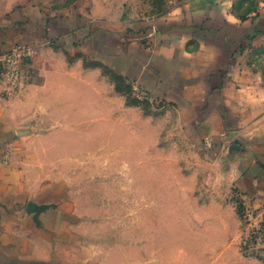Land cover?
I'll return each mask as SVG.
<instances>
[{"label":"rangeland","instance_id":"374dc122","mask_svg":"<svg viewBox=\"0 0 264 264\" xmlns=\"http://www.w3.org/2000/svg\"><path fill=\"white\" fill-rule=\"evenodd\" d=\"M186 1L16 3L78 23L94 19L116 34L156 23ZM67 41L0 59L1 96L17 100L13 160L22 176L59 189L72 209L60 263L264 264V217L243 203L235 161L190 136L177 109ZM42 83L49 88L39 95L28 88Z\"/></svg>","mask_w":264,"mask_h":264},{"label":"crops","instance_id":"0c3cea01","mask_svg":"<svg viewBox=\"0 0 264 264\" xmlns=\"http://www.w3.org/2000/svg\"><path fill=\"white\" fill-rule=\"evenodd\" d=\"M17 1L0 0V56L41 44L65 46L67 40L73 47L85 44V54L177 109L190 136L233 159L243 203L264 217V0H187L156 23L116 34L94 26V19L48 16ZM42 58L40 66L48 60ZM48 86L28 88L39 95ZM13 101L0 93V264H61L72 209L54 185L20 174L12 156L21 142L14 136Z\"/></svg>","mask_w":264,"mask_h":264},{"label":"built area","instance_id":"2783aa9c","mask_svg":"<svg viewBox=\"0 0 264 264\" xmlns=\"http://www.w3.org/2000/svg\"><path fill=\"white\" fill-rule=\"evenodd\" d=\"M24 49H26V48H17V49H15V50H12V51L9 52V53H6V54H4V55H1V56H0V59L10 57V56L13 55L14 53H16V52H18V51H20V50H24ZM135 88H136V87H135Z\"/></svg>","mask_w":264,"mask_h":264},{"label":"water","instance_id":"95a60500","mask_svg":"<svg viewBox=\"0 0 264 264\" xmlns=\"http://www.w3.org/2000/svg\"><path fill=\"white\" fill-rule=\"evenodd\" d=\"M235 146V145H234Z\"/></svg>","mask_w":264,"mask_h":264}]
</instances>
